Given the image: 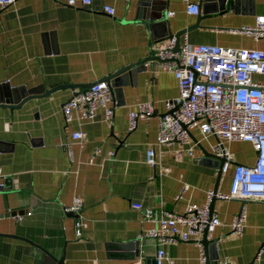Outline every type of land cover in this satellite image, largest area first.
Returning a JSON list of instances; mask_svg holds the SVG:
<instances>
[{"label": "crops", "instance_id": "crops-1", "mask_svg": "<svg viewBox=\"0 0 264 264\" xmlns=\"http://www.w3.org/2000/svg\"><path fill=\"white\" fill-rule=\"evenodd\" d=\"M200 1L91 0L82 7L69 6L67 0H14L0 7V83L35 90L75 85L32 95L19 105L0 104V264H57L60 258L64 264H147L158 247L165 249L162 264H200L203 245L194 238L162 244L141 236L153 225L143 208L158 215L181 212L188 203L203 204L216 182L219 191L227 192L233 166L253 163L256 151L246 140L224 142L231 163L217 180L215 158L203 150L213 152L218 137H203L193 127L191 138L199 143L192 153L179 150L182 144L175 142L156 147L155 166L145 161L159 115L166 110L164 101L177 95L178 86L172 72L157 66L152 47L158 40L144 8H163L169 32L186 29L191 44L264 49V38L232 31L264 15V0L215 1L199 7L198 14L187 13L188 3ZM106 4L114 15L103 11ZM148 56L119 93L111 86L110 120L102 108L92 119H80L79 109L65 119L63 104L75 89ZM138 101H151L155 113L129 129L128 112ZM77 129L83 131L81 139L71 136ZM96 147L100 152L93 155ZM110 150L114 154L108 158ZM73 196L82 201L80 235L75 214L64 210ZM242 207L246 219L237 235L230 223ZM212 213L220 223L208 229V236L216 239L220 262L264 264V252L257 258L264 245L263 201L216 197Z\"/></svg>", "mask_w": 264, "mask_h": 264}, {"label": "built area", "instance_id": "built-area-1", "mask_svg": "<svg viewBox=\"0 0 264 264\" xmlns=\"http://www.w3.org/2000/svg\"><path fill=\"white\" fill-rule=\"evenodd\" d=\"M14 0H0V7L13 3ZM91 0H67V5L88 6ZM103 11L114 15L111 5H104ZM186 11L198 14L199 6L188 3ZM173 13H168L171 16ZM254 40L264 38V15L255 17L251 25L232 29ZM174 37L158 41L152 47L157 57V66L172 72L177 80L178 93L164 101L166 110L159 115V127L153 145L145 150V161L151 166L157 164L156 147L175 142L181 143L179 150L192 153L197 143L191 138V128L197 127L201 136L216 135L218 141L212 144L215 154L224 157L222 173L231 163L230 152L224 142L231 140L249 141L256 151L251 164L236 163L233 166L229 190H217V197L222 199H259L264 202V49L250 47H221L208 44H191L187 35H182L181 43ZM147 64V61L145 62ZM102 108L106 120L113 114L114 101L112 88L108 80L95 81L74 93L63 104L66 120L73 117V111L79 109L80 119H92L96 110ZM155 113L151 101H138L128 112V128L136 126L139 119H147ZM72 138L81 139L83 131L74 130ZM177 149V150H178ZM100 148L93 150V155ZM161 152V149H159ZM113 150L107 156H113ZM93 155L90 160H93ZM168 171L167 168L161 173ZM1 185V184H0ZM213 189L207 190L203 204L188 203L181 212L155 214L149 207L143 208L144 216L152 220L153 225L142 230L141 236L170 243L178 239L194 238L200 243L199 234L220 223L219 218L210 210ZM180 194L177 196L179 197ZM137 208L142 205L133 203ZM82 201L73 196L70 204L64 207L66 212L75 214V232L81 234L85 222L80 216ZM21 218V215H18ZM246 219V210L242 207L233 215L230 227L237 235L241 234ZM202 244L200 243V246ZM264 252V245L260 248ZM166 258L165 249L158 247L155 253V264H162ZM206 254L201 246L199 263L206 264ZM133 264H140L138 260Z\"/></svg>", "mask_w": 264, "mask_h": 264}, {"label": "water", "instance_id": "water-1", "mask_svg": "<svg viewBox=\"0 0 264 264\" xmlns=\"http://www.w3.org/2000/svg\"><path fill=\"white\" fill-rule=\"evenodd\" d=\"M215 1H218L220 4H223V3L226 4V3L230 2L231 0H201L198 6L201 7L203 5L204 7H206L207 4L213 3ZM150 10L153 12L152 14L149 12ZM143 15H144L146 22H149L148 23L149 28H150V30H153L154 36H155V38H157L158 41H161L164 38L170 39V38L174 37L176 39L175 49L178 48L179 35L181 33L186 32V29L181 31L180 33L175 34V35L170 33L166 27V25H167L166 20L162 19V16L165 15L163 8H159V7H155V6H151V7L147 6L146 8H144V14ZM158 28H159V31L161 32V33H159L160 35H157L158 30H156V29H158ZM149 57L150 56L143 58L141 60H138L134 63L122 66L121 68L117 69L113 73L105 76L103 79L108 80L110 85L114 89V91L119 93V87L122 85V83H126L127 81L132 80V78L134 77L135 71L140 70V68L144 65V63L146 62V60ZM62 86L74 87L75 85L74 84H59L57 86H54L53 88H49V89H45V90L44 89L43 90H35V89H25L22 86H18V87L10 86L7 82L0 83V104L19 105L25 99H27L28 97H30L32 95L47 94L50 91H52L53 89H55L57 87H62ZM193 139L196 141L195 137H193ZM197 143H199V142H197ZM203 152H204L205 156L215 158L213 163H215V166L218 169L217 180H219V178L222 174L221 167H222V164L224 162V157L219 156V155L215 154L214 152H210L209 150H206V149H204ZM217 190H218V182H216V184L213 187L214 194L210 200V205H209L211 211H212L213 201L217 197L215 194L217 192ZM200 243L203 245V247L205 248V251H206V257H207L206 258V264H227L224 262H220L219 255L216 252V239L210 238L208 236V229L207 228H205V230H204L203 236L200 239ZM134 253L138 254V248H136L134 250ZM154 263H155V259L147 261V264H154ZM57 264H64L62 258H60L57 261Z\"/></svg>", "mask_w": 264, "mask_h": 264}]
</instances>
